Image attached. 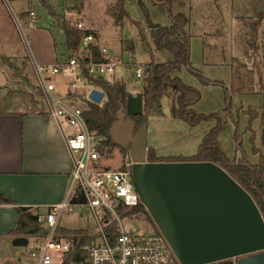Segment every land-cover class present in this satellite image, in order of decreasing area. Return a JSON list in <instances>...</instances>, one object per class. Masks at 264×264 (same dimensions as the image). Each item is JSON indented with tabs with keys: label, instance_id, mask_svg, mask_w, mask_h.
<instances>
[{
	"label": "rangeland",
	"instance_id": "1",
	"mask_svg": "<svg viewBox=\"0 0 264 264\" xmlns=\"http://www.w3.org/2000/svg\"><path fill=\"white\" fill-rule=\"evenodd\" d=\"M115 2L116 0H10L15 15L17 14L20 21L25 20L22 31L12 9L0 0V103L8 104L10 94L15 98L25 93L30 99L34 98L37 107L47 108L37 87L34 63L52 65L58 59H69L65 36L55 23L54 12L73 24L81 22L83 29L91 30L94 35L92 43L96 44L100 51L105 47L115 64L114 72L106 73L105 77L111 81L123 80L131 93H139L144 79L136 76V68H143L151 60H163L164 56L155 51L149 21L139 0H127L130 17L124 20L121 27L115 23L109 12ZM187 2L188 5L183 11L191 19V64L202 72L208 82L203 81L187 67H183L179 75L187 85L200 91V97L193 103V108L200 114H213L214 117L196 125L188 124L179 117H173L170 100L165 98L163 114L151 113L146 119L148 152L153 150L159 160L190 158L198 152L204 135L220 122L222 128L218 132L217 141L226 155L237 159L245 157L251 163H258L261 157L254 152V148L263 149V122L260 118L250 121L249 114L243 109L252 107L259 112L264 109V0ZM145 3L150 9L153 8L148 0H145ZM33 10L37 15L36 20L30 21L28 14ZM156 18L158 20H152L170 24L167 14ZM142 33L148 39L150 51L155 58L145 48L147 46ZM123 39H132L135 42L134 51L122 43ZM84 48L83 44L80 52H84ZM233 57L245 62L254 70L255 93L233 95L229 106L224 87H230L232 84L230 63ZM51 80L56 86L54 92L62 98L66 97L68 90L79 92L88 98L93 88L85 79H81L75 88L71 84V77L65 78L59 74H52ZM72 104L86 107V103L79 97ZM108 151L110 155L112 152L114 155L109 156L104 164L117 168L124 156L117 147H110ZM41 211L44 212V208H41ZM63 214L61 225L64 229L82 232L77 236V244L88 243L87 235L96 228L90 211L73 208ZM123 219L124 224L139 235L152 237L156 231L160 232L149 212L129 213L124 215ZM22 235L25 233L22 232ZM72 239L75 240V237ZM13 240L6 248H0V264H10L11 255L16 259L20 258V261L16 260L17 262L12 264H38L30 257L27 244L16 247ZM52 254L56 259L55 263L59 262L61 251H52Z\"/></svg>",
	"mask_w": 264,
	"mask_h": 264
},
{
	"label": "built area",
	"instance_id": "2",
	"mask_svg": "<svg viewBox=\"0 0 264 264\" xmlns=\"http://www.w3.org/2000/svg\"><path fill=\"white\" fill-rule=\"evenodd\" d=\"M2 1L12 9L10 0ZM28 16L30 21H35L37 15L33 10ZM15 19L24 31L25 20L20 21L17 14ZM78 27L83 28V24L79 22ZM93 41L94 35L86 34L80 46L81 51L82 45H85L84 52L72 54L65 62L52 65L34 63L37 87L47 110L74 130L65 134L72 162L70 185L64 198L49 205L46 212L38 214L39 231L27 236L29 255L38 264H181L162 232L160 235L156 231L152 237H147L124 224V215L142 214L136 211L142 200L135 189L131 176L133 163L128 160L127 153L117 168L106 166L105 160L113 157L114 153L110 155V147H104L103 138L88 126L84 107L75 106L54 92L56 86L51 80L52 74L71 77L75 88L81 79L87 80L79 56L89 58L87 73L92 76L105 77L106 73L114 72L115 64L105 47L101 50V57L91 53L89 45ZM96 58L101 61H95ZM146 66L136 68L138 78L144 77ZM73 208L90 211L96 223V228L87 235L89 242L84 245L77 244L62 231L63 213ZM57 250L61 251V257L55 263L52 251Z\"/></svg>",
	"mask_w": 264,
	"mask_h": 264
},
{
	"label": "water",
	"instance_id": "3",
	"mask_svg": "<svg viewBox=\"0 0 264 264\" xmlns=\"http://www.w3.org/2000/svg\"><path fill=\"white\" fill-rule=\"evenodd\" d=\"M150 27H156L147 15ZM95 61L100 62L99 58ZM106 92L93 87L88 98L101 104ZM144 94L129 93L110 134L132 164L135 189L181 264H264V216L251 192L215 161L148 160ZM28 243L26 235L13 245Z\"/></svg>",
	"mask_w": 264,
	"mask_h": 264
},
{
	"label": "trees",
	"instance_id": "4",
	"mask_svg": "<svg viewBox=\"0 0 264 264\" xmlns=\"http://www.w3.org/2000/svg\"><path fill=\"white\" fill-rule=\"evenodd\" d=\"M153 8L150 9L145 3V0H139L142 11L145 16L153 17L156 20L157 16H163L167 14L170 24L166 25L160 20L156 27H150L151 38L153 39L155 51L161 53L164 56L163 60H151L146 66L144 74V85L141 91L144 94V112L140 116H135L139 123L147 119L151 113L163 114V101L165 98H169L173 117H179L186 121L188 124L196 125L202 121H208L214 117L213 114L204 115L198 113L193 108V103L200 97V91L194 86L187 85L179 75L183 67H187L190 71L200 77L203 81L208 82L202 72L196 69L191 64L190 44L191 35L189 33V27L191 24L190 17L183 11L187 7V0H148ZM127 0H116L115 5L109 9L110 15L113 17L115 23L121 27L124 24V20L130 17L127 9ZM164 13H162V11ZM175 10V11H174ZM56 19V25L62 30L65 36L66 45L70 54L77 55L80 51V46L83 41V37L86 34L92 33L89 29H83L78 27V24H73L69 20H66L62 15L53 13ZM158 20V19H157ZM140 21L138 20V23ZM136 23L137 25H139ZM93 34V33H92ZM143 41L145 42L146 49L152 54L150 44L145 35L141 34ZM122 43L131 51L135 49V42L132 39H123ZM91 53L101 57V51L96 44L91 43L89 45ZM79 62L82 65L83 73L85 74L88 84L92 87L101 89L106 92L105 100L98 104L93 102L87 97H83L79 93L73 94L79 97L81 101L86 103L84 107L85 118L88 126L103 138L104 147H118L113 142L110 128L112 122L120 107L126 103L127 96L130 90L127 89L124 81L120 80H108L106 77H95L87 73V64L89 58L79 56ZM231 70L233 73L232 84L230 87H224L227 95V103L231 106L233 95H245L253 94L254 92V70L248 67L245 62L233 57L231 59ZM264 104V99H263ZM250 116V121L260 118L263 122V128L261 133V139H263V149L254 148V152L259 154L261 160L258 163H251L247 158H230L220 148L217 136L218 132L222 128V124L218 122L207 132L203 137L199 150L194 156L190 158L177 157L171 159L177 160H203V161H215L221 165L228 173L234 176L236 180L251 194L253 195L259 209H261L264 216V109L263 112H259L252 107L244 110ZM216 116V115H215ZM156 154L153 150L148 152V160L159 161L156 158ZM1 203H10L9 198H6L0 193ZM29 207L21 206L17 207L16 211L20 216L17 227L12 233H18L25 235L36 233L39 230V219L37 215H33L29 210ZM136 211L139 213L147 214L144 203L139 204L136 207ZM66 235L75 237L77 242V236L82 234L78 230L62 229ZM161 235V232H158ZM209 264H235L233 259H224L214 261Z\"/></svg>",
	"mask_w": 264,
	"mask_h": 264
},
{
	"label": "crops",
	"instance_id": "5",
	"mask_svg": "<svg viewBox=\"0 0 264 264\" xmlns=\"http://www.w3.org/2000/svg\"><path fill=\"white\" fill-rule=\"evenodd\" d=\"M69 91L65 98L73 102L78 98L73 94L79 92ZM73 130L47 108L37 107L28 94L15 98L10 94L8 104L0 103V193L11 201L0 202V248L20 236L12 233L20 218L17 207H29L39 218L38 214L66 195L72 162L65 134ZM10 257V264L20 261Z\"/></svg>",
	"mask_w": 264,
	"mask_h": 264
},
{
	"label": "flooded vegetation",
	"instance_id": "6",
	"mask_svg": "<svg viewBox=\"0 0 264 264\" xmlns=\"http://www.w3.org/2000/svg\"><path fill=\"white\" fill-rule=\"evenodd\" d=\"M133 118H134V117H133ZM134 120L137 122V125L140 124L136 119H134ZM141 122H142V121H141ZM117 148H119L120 154L124 156V154L126 153L125 150L121 149L120 147H117Z\"/></svg>",
	"mask_w": 264,
	"mask_h": 264
}]
</instances>
